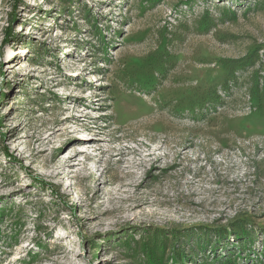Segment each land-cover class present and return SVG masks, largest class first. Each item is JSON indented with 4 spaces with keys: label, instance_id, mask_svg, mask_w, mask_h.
Wrapping results in <instances>:
<instances>
[{
    "label": "rangeland",
    "instance_id": "374dc122",
    "mask_svg": "<svg viewBox=\"0 0 264 264\" xmlns=\"http://www.w3.org/2000/svg\"><path fill=\"white\" fill-rule=\"evenodd\" d=\"M0 264H264V0H0Z\"/></svg>",
    "mask_w": 264,
    "mask_h": 264
},
{
    "label": "trees",
    "instance_id": "16d2710c",
    "mask_svg": "<svg viewBox=\"0 0 264 264\" xmlns=\"http://www.w3.org/2000/svg\"><path fill=\"white\" fill-rule=\"evenodd\" d=\"M257 53L254 52V53H251L241 59H238L236 61H232L231 62V66L232 68L231 69H244V67H252L255 65V63L257 62ZM233 70V71H234ZM232 71V72H233ZM258 84V83H257Z\"/></svg>",
    "mask_w": 264,
    "mask_h": 264
},
{
    "label": "bare ground",
    "instance_id": "6f19581e",
    "mask_svg": "<svg viewBox=\"0 0 264 264\" xmlns=\"http://www.w3.org/2000/svg\"><path fill=\"white\" fill-rule=\"evenodd\" d=\"M10 67V66H9Z\"/></svg>",
    "mask_w": 264,
    "mask_h": 264
}]
</instances>
